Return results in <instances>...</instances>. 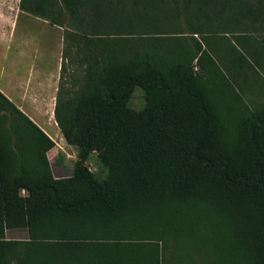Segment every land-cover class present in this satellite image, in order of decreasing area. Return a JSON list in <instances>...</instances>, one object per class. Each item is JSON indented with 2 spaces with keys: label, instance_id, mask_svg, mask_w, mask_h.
<instances>
[{
  "label": "trees",
  "instance_id": "trees-1",
  "mask_svg": "<svg viewBox=\"0 0 264 264\" xmlns=\"http://www.w3.org/2000/svg\"><path fill=\"white\" fill-rule=\"evenodd\" d=\"M196 1L18 0L63 27L54 118L78 152L55 177L54 141L0 91V264H264V105L226 76L264 69V0H234L230 28L191 26ZM157 10L183 18L171 43L116 28Z\"/></svg>",
  "mask_w": 264,
  "mask_h": 264
},
{
  "label": "crops",
  "instance_id": "crops-1",
  "mask_svg": "<svg viewBox=\"0 0 264 264\" xmlns=\"http://www.w3.org/2000/svg\"><path fill=\"white\" fill-rule=\"evenodd\" d=\"M33 30L44 36H33ZM62 36V26L20 9L18 0H0V91L54 141L50 149L55 153L50 155L49 149L46 159L55 177L71 175L78 152L65 140L54 118ZM255 75L264 81V69L226 74L250 108L264 105L257 102L261 97L264 102V89L252 86ZM225 95L230 99L235 93L230 89L221 97ZM94 156L96 153H91L86 161L91 170L99 162Z\"/></svg>",
  "mask_w": 264,
  "mask_h": 264
},
{
  "label": "rangeland",
  "instance_id": "rangeland-1",
  "mask_svg": "<svg viewBox=\"0 0 264 264\" xmlns=\"http://www.w3.org/2000/svg\"><path fill=\"white\" fill-rule=\"evenodd\" d=\"M142 1H150V0H142ZM156 5H161L160 0H151ZM172 1V0H169ZM181 1V0H179ZM172 3V2H171ZM197 7L194 8V6L187 7L183 10L184 17L190 19L191 26H199L203 25L204 23L212 28H223V27H237V23L232 21V19H229L228 17L233 15L235 12L234 10V0H197L196 1ZM195 5V6H196ZM159 8V6H157ZM162 7V5H161ZM198 8V9H197ZM156 14L158 15V19L155 21H151L148 23H137L133 24L130 21L126 25H118L112 24L113 27L116 26V28H126L129 30H133L134 32L141 31L142 29H147V31L150 32H160L163 36H167L169 38H164L165 43H171L173 42L174 37H170L169 34H174L172 32H175L178 28H180V24L183 26L184 30H186L185 23L183 21V18H180L179 23L173 22L168 14H165L164 12H161V10H157ZM211 18V19H208ZM189 23V22H187ZM66 22H64V25ZM66 26V25H65ZM63 29V27H62ZM229 39H233L234 35H231L230 33ZM33 36H38V38H42L44 36V33L42 31L36 32L33 30ZM174 36H178L177 33ZM66 69L63 70V77L66 78L67 82L64 86L65 89H75L77 86H74L72 82L74 81L73 73L75 72V66L71 62L65 61ZM264 78V76H263ZM255 83L252 86H255L257 90L262 87V90L264 89V81L260 78L259 75H255ZM262 98V97H261ZM259 98L257 101L258 103H263ZM145 103L144 96H143V90L140 87H137L132 95L130 105L134 109H138L142 107ZM227 114L229 113L231 116L233 114L230 113L231 109L226 107ZM228 115V116H230ZM230 119V118H229ZM236 121V120H232ZM55 150L50 149V155H54ZM59 154V153H58ZM60 157V156H59ZM96 159V156H94ZM93 172H95L96 176L103 177L106 173V167L98 162L97 166H92ZM7 236L9 237H25V230L24 228H8L7 229Z\"/></svg>",
  "mask_w": 264,
  "mask_h": 264
}]
</instances>
